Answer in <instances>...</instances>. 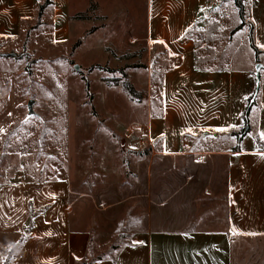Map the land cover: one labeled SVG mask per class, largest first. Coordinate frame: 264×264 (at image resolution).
Instances as JSON below:
<instances>
[{"label":"crops","instance_id":"obj_1","mask_svg":"<svg viewBox=\"0 0 264 264\" xmlns=\"http://www.w3.org/2000/svg\"><path fill=\"white\" fill-rule=\"evenodd\" d=\"M220 1L148 0L146 65L151 78H162L161 101L147 104L138 142L179 171L192 159L215 170L222 162L224 199L207 217L224 226L202 227L206 212L187 225L177 219L174 228L134 230L110 256L90 258L91 230L74 226L71 177L37 163L36 174L0 166V264H233L232 234L264 237V149L255 141L264 140V0H245L238 24L230 22L235 1ZM76 7L75 0H0V48L69 45ZM244 46L253 55L245 57ZM251 98L250 130L239 140L233 133L245 125ZM190 184L197 182L183 186Z\"/></svg>","mask_w":264,"mask_h":264},{"label":"rangeland","instance_id":"obj_2","mask_svg":"<svg viewBox=\"0 0 264 264\" xmlns=\"http://www.w3.org/2000/svg\"><path fill=\"white\" fill-rule=\"evenodd\" d=\"M75 3L69 45L0 48V166L36 174L40 164L71 177L74 226L91 230L90 258L110 256L134 230L174 228L177 219L187 225L206 212L202 227H223L207 216L223 202L226 166L192 159L179 171L138 142L147 104L161 101L162 78H151L146 65L148 0ZM235 5L232 24L240 23ZM29 99L35 114L27 118ZM185 179L197 185L184 187ZM233 246V264H264L263 236L237 237Z\"/></svg>","mask_w":264,"mask_h":264},{"label":"trees","instance_id":"obj_3","mask_svg":"<svg viewBox=\"0 0 264 264\" xmlns=\"http://www.w3.org/2000/svg\"><path fill=\"white\" fill-rule=\"evenodd\" d=\"M235 1V4L239 10V14L242 18V20L244 21V14H245V6H244V1L245 0H234ZM47 4H48V1H47ZM46 6V3L44 5L41 6L40 8V13L42 12V10L44 9V7ZM243 23H241L238 28H240L242 26ZM250 40H251V45L252 47L254 48L255 52H256V55H257V58L259 56V53L260 51L257 49V46L255 45L254 41H253V37H252V28H251V35H250ZM86 86H88V82L86 81ZM125 87L127 88V90L129 91V93L133 96L137 95V91L134 89L133 85L130 83V82H127L125 84ZM253 98H251L248 102V105H247V108L245 110V113L243 115L244 117V122H245V125L241 128L240 132H235L233 134L235 135H238V139H242L243 136H245L249 130H250V126H249V117H248V114H249V111H250V108L253 104ZM255 141H256V144L258 145L259 148L261 149H264V140L259 136V135H256L255 136ZM239 147L236 146L234 147V150H237ZM232 237H241L242 235H236V234H232L231 235ZM14 251L15 249H13L10 253V257L14 254ZM84 264H91V259L89 258H86L85 259V262Z\"/></svg>","mask_w":264,"mask_h":264},{"label":"water","instance_id":"obj_4","mask_svg":"<svg viewBox=\"0 0 264 264\" xmlns=\"http://www.w3.org/2000/svg\"><path fill=\"white\" fill-rule=\"evenodd\" d=\"M76 69L79 68V65H75ZM262 68V64L258 63L256 65V77L259 79V71ZM36 100L35 99H29L28 103H27V108H28V114H27V118H30L32 115L35 114L34 111V104H35Z\"/></svg>","mask_w":264,"mask_h":264},{"label":"snow or ice","instance_id":"obj_5","mask_svg":"<svg viewBox=\"0 0 264 264\" xmlns=\"http://www.w3.org/2000/svg\"><path fill=\"white\" fill-rule=\"evenodd\" d=\"M261 47H264V45H261ZM220 131L226 130V129H218ZM262 136H264V134H262Z\"/></svg>","mask_w":264,"mask_h":264},{"label":"built area","instance_id":"obj_6","mask_svg":"<svg viewBox=\"0 0 264 264\" xmlns=\"http://www.w3.org/2000/svg\"><path fill=\"white\" fill-rule=\"evenodd\" d=\"M214 1H218V0H214Z\"/></svg>","mask_w":264,"mask_h":264}]
</instances>
